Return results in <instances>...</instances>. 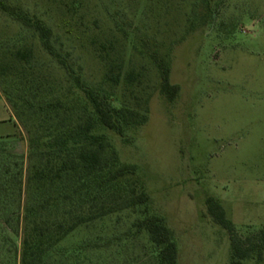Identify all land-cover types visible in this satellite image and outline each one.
<instances>
[{
    "label": "rangeland",
    "instance_id": "obj_1",
    "mask_svg": "<svg viewBox=\"0 0 264 264\" xmlns=\"http://www.w3.org/2000/svg\"><path fill=\"white\" fill-rule=\"evenodd\" d=\"M5 1L44 21L55 47L91 86L105 72L95 50L112 44L126 50L124 71L146 75L149 121L126 139L104 133L121 162L137 167L153 211L174 234L178 263L231 264L230 236L208 216L206 200L223 205L243 241L264 228V0H213L210 7L206 0ZM8 41L32 47L46 74L73 84L36 35L0 12V46ZM155 52L168 59L171 83L180 88L174 102L158 90L149 58ZM4 88L0 78V139L12 137L21 152L27 134ZM127 214L66 240L70 254L82 251L69 254V264L75 257L81 264H156L148 238L131 229L136 218ZM14 245L20 250L21 237L0 219V261L13 264ZM241 264H264V252Z\"/></svg>",
    "mask_w": 264,
    "mask_h": 264
},
{
    "label": "trees",
    "instance_id": "obj_2",
    "mask_svg": "<svg viewBox=\"0 0 264 264\" xmlns=\"http://www.w3.org/2000/svg\"><path fill=\"white\" fill-rule=\"evenodd\" d=\"M206 1L210 7L213 0ZM0 12L36 35L46 55L73 83L61 85L46 74L32 47L18 48L10 41L0 46L3 93L27 134V147L21 152L15 150L12 137L0 139V219L15 238L21 237L20 250L14 245L12 251L13 264H69L71 256L82 251L70 254L62 247L66 240L83 227L125 213L135 216L131 229L148 238L156 264H179L174 234L153 211L137 167L121 162L104 133L126 139L130 131L148 123L152 94L146 75L134 69L125 72L126 50L103 45L95 54L105 72L101 83L91 86L82 70L76 72L55 47L44 21L5 0H0ZM149 58L158 71L160 94L174 102L180 88L171 83L168 59L157 52ZM206 207L212 221L230 236L231 264L254 254L262 257L264 228L243 241L219 201L208 197ZM76 257L73 264H81ZM0 264L12 262L8 258Z\"/></svg>",
    "mask_w": 264,
    "mask_h": 264
}]
</instances>
